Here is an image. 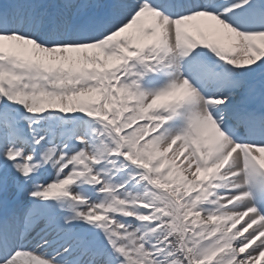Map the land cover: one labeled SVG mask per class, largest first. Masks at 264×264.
I'll use <instances>...</instances> for the list:
<instances>
[{
  "label": "snow or ice",
  "instance_id": "obj_1",
  "mask_svg": "<svg viewBox=\"0 0 264 264\" xmlns=\"http://www.w3.org/2000/svg\"><path fill=\"white\" fill-rule=\"evenodd\" d=\"M0 264H264V0H0Z\"/></svg>",
  "mask_w": 264,
  "mask_h": 264
},
{
  "label": "rangeland",
  "instance_id": "obj_2",
  "mask_svg": "<svg viewBox=\"0 0 264 264\" xmlns=\"http://www.w3.org/2000/svg\"><path fill=\"white\" fill-rule=\"evenodd\" d=\"M182 159V158H181ZM238 227H239V225H238Z\"/></svg>",
  "mask_w": 264,
  "mask_h": 264
}]
</instances>
